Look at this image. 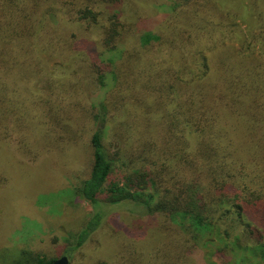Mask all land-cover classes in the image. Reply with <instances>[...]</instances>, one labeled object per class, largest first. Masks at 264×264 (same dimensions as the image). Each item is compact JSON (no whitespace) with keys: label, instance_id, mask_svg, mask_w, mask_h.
I'll return each mask as SVG.
<instances>
[{"label":"trees","instance_id":"1","mask_svg":"<svg viewBox=\"0 0 264 264\" xmlns=\"http://www.w3.org/2000/svg\"><path fill=\"white\" fill-rule=\"evenodd\" d=\"M144 1L0 0V150L19 145L17 151L29 157L30 141L45 149L66 144L62 120L72 122L69 115L80 105L78 99L70 103L81 87L80 74L92 85H104L115 67L112 100L137 95L140 87L174 133L177 152L186 159L191 149L206 162L190 166L188 179L147 158L144 166L117 178L121 157L104 142L107 106L87 110L95 128L91 170L72 193L91 205L92 216L66 256L85 248L115 213L120 218L131 213L153 226L150 253L139 256L147 261L142 264H190L203 240L213 242L217 235L226 246L217 254L220 263L213 264H228V240L240 251H260L257 258L264 262V194H250L249 187L242 193L228 177V161L241 153L264 163V0H250L249 8L243 0H164L174 15L167 26L147 33L137 22L138 9L152 11ZM221 1L224 11L217 5ZM234 16L246 23V35ZM122 48L118 62L103 60ZM42 55L61 60L64 78L50 83ZM42 157L39 150L33 159ZM7 182L0 176L1 184ZM238 222L247 231L242 236L233 235ZM222 224L227 228L220 229ZM125 248L120 257L99 264H141ZM56 260L21 251L16 264ZM231 264L246 263L237 255Z\"/></svg>","mask_w":264,"mask_h":264},{"label":"rangeland","instance_id":"2","mask_svg":"<svg viewBox=\"0 0 264 264\" xmlns=\"http://www.w3.org/2000/svg\"><path fill=\"white\" fill-rule=\"evenodd\" d=\"M164 3V0H146L141 3L152 10L149 13L138 9L140 16L137 17V22L143 32L157 31L162 24L167 26L174 12L172 13L171 4ZM217 5L224 11L222 1ZM242 5L249 8L251 2L243 0ZM234 19L241 34L246 35V23L239 17L234 16ZM239 48L238 51L244 53V50ZM123 51L125 48L105 54L103 60L110 64L118 62ZM42 58L48 67L50 83L64 78V67H59L63 65L61 60L47 55H42ZM112 69L114 71L107 76L104 85H92L87 75L80 74L82 79L88 80L83 83L81 79L77 83L81 87H77V92L75 91L76 99L70 101L74 103L78 99L80 102L71 112L73 117L69 115L72 122L62 120L66 128H63L61 142L66 144L45 149L30 141L28 146L31 155L26 150L29 157L22 156L17 151L19 145H2L0 176L7 177L8 182L5 185L0 183V264H16L21 251L37 253L48 259L66 256V250L70 249L74 235L91 218V205L72 193L78 180H85L91 170V138L95 128L93 119L86 116L87 110L91 112L96 107L102 111L103 107L107 106V133L104 142L112 154L121 157L116 169L117 178L144 166V160L147 158L166 163L172 175L179 174V177L191 178L193 170L190 166L196 167L200 159H197L191 149L187 151L186 159L177 152L178 149L172 145L175 140L174 133L163 120L156 105L146 100V95L140 87L135 90L137 95L133 92L126 99L112 100L111 95L118 77L115 75V72L118 73L116 68ZM70 74L71 70L68 71L67 78L72 77ZM81 76L77 78L80 79ZM87 83H90V86L86 87ZM33 90H38L37 85L33 86ZM54 141L52 143H57L60 139ZM39 150L43 157L37 161L33 158ZM135 157L138 159L132 161ZM205 162L204 160L199 163ZM208 166L205 165V168ZM230 176L242 193L245 187H249L250 194H264V163L253 153L244 152L228 161V177ZM176 182L179 184L182 180L174 181ZM232 216H228V228L231 226ZM146 220L131 213L130 218H120L118 213H115L111 221L93 236L85 248L72 258L66 257L71 258L70 264L110 262L120 257L125 245L129 248L124 250L133 255V259L139 258L141 253L149 254L153 226ZM220 226V229L227 228V225ZM245 233L247 231L244 225L239 222L234 225V236H242ZM212 238L213 242H210L208 237L205 238L197 253H192L190 264H213L216 261L220 263L217 254L225 248L226 243L219 239V235ZM249 245L254 247L253 243ZM236 246L235 241L228 240V264H231L237 255H242L246 264H264L260 257L257 258L260 251H257L258 254L240 251ZM262 246L264 247V240ZM136 262L142 264L147 261L140 259Z\"/></svg>","mask_w":264,"mask_h":264},{"label":"water","instance_id":"3","mask_svg":"<svg viewBox=\"0 0 264 264\" xmlns=\"http://www.w3.org/2000/svg\"><path fill=\"white\" fill-rule=\"evenodd\" d=\"M52 264H70V259L66 256H63L54 261Z\"/></svg>","mask_w":264,"mask_h":264}]
</instances>
